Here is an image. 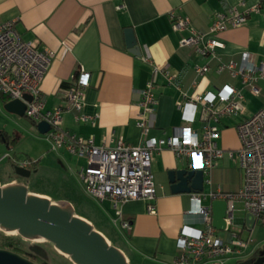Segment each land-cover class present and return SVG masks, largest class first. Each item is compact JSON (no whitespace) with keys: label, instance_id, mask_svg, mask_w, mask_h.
Returning <instances> with one entry per match:
<instances>
[{"label":"crops","instance_id":"crops-1","mask_svg":"<svg viewBox=\"0 0 264 264\" xmlns=\"http://www.w3.org/2000/svg\"><path fill=\"white\" fill-rule=\"evenodd\" d=\"M257 3L258 0H246L245 4H240V0H0V24L15 20L16 30L24 40H32L39 49L53 51L52 63L41 84L46 98L45 110L55 106L64 107L63 128L75 137L92 139L96 145L114 146L120 138L136 145L143 142L147 136L168 137L175 127L184 122L182 111L178 107L179 100L183 98L181 91L191 96L198 92L215 91L224 83H230L242 91L246 113L224 117L219 123L218 144L224 149V156L216 161L209 172H204L202 191H172L169 171L190 169L189 159L177 156L171 148L164 146L155 149L152 158L157 191L155 213L148 210V202L145 199L139 198L119 202V215L114 202L108 198L104 199L112 203L115 213H110L115 216L119 228L125 233L122 237L128 244L122 242L118 236L115 241L132 264H174L178 253L177 236L181 226L191 223L205 227L201 217L191 211L194 207L191 194L204 192L207 198L202 202L212 206L214 199L209 196L211 191H237L243 186L245 174L238 156L241 140L234 126H237L244 116H249L264 106V98L259 105L253 104L252 101L253 97L261 96L264 92V79L258 83L259 94H254L240 77H233L227 71L217 73L215 58L200 55L194 48L181 45L182 37L190 31L175 30L171 13L187 16L195 29L207 31L219 12L235 5L245 10ZM130 27L134 31L139 47L137 50L140 53H133L128 45L126 29ZM218 36L225 43V47L219 50L224 59H237L244 50H248L255 60H263L264 4L259 11H251L245 23L238 27H229L219 32ZM148 54L151 59L149 61L144 58ZM153 64L168 65L177 73V85L168 83L163 74L159 73L155 90L156 108L144 112L139 105L140 90L150 78ZM196 64H209L210 70L204 75L197 74L194 69ZM82 68L91 73L87 100L83 108V112L91 117L87 121L77 120L74 112L66 109L67 99L64 94L65 88L72 83ZM8 101L11 100L6 99L0 92V129L7 130L17 139L13 148L24 136V127L29 131L32 129L39 135L37 137L48 142L45 133L38 130L37 122L26 114L21 116L5 108ZM142 112L149 127L147 133L138 123L142 119ZM21 117H25L27 121ZM192 126L201 129L199 114ZM19 127L21 129H18ZM0 146V151L4 149L6 154L11 152L5 144ZM47 151L48 148L45 152ZM61 153L79 155L66 149H61ZM12 156L18 161L31 159L37 163L34 165L35 169H30V175L24 177L13 176L8 164L4 184L13 180L24 182L31 188L29 190L34 189L51 196L50 192L40 191L36 185L30 183L32 177L42 173L38 162L41 156L46 155L41 153L38 156L29 154L17 157L14 153ZM230 160L235 162L234 166L229 164ZM87 163L83 162L77 170L78 177L79 170L86 167ZM18 166L22 165L18 163ZM221 172L226 176L222 185H216L214 177L219 176ZM60 177L63 178L65 190H76L64 176ZM82 185L88 194L83 182ZM122 218L130 221L129 230L121 227ZM240 219L236 218L239 225L243 223ZM222 231L225 230L216 228L220 236L226 237V231L221 234ZM254 246L256 249L259 244ZM247 257L239 258L238 262ZM227 264L236 263H229L228 260Z\"/></svg>","mask_w":264,"mask_h":264},{"label":"built area","instance_id":"built-area-1","mask_svg":"<svg viewBox=\"0 0 264 264\" xmlns=\"http://www.w3.org/2000/svg\"><path fill=\"white\" fill-rule=\"evenodd\" d=\"M246 0H240L245 4ZM264 0H258L254 6L241 10L231 6L219 12L209 30L195 29L187 16L172 12V26L175 30L188 29L190 33L181 39V45L192 47L200 55H209L217 60V73L229 72L233 77H240L249 85L254 94H259L258 83L264 79V59L257 61L248 50H244L237 59H224L219 52L225 43L219 38V32L238 27L245 23L251 11H259ZM53 51L39 49L32 40H24L15 27V20L0 24V92L9 100L22 99L27 107L25 114L35 122L47 121L50 129L45 133L54 150L66 149L87 157V166L78 172L86 191L98 200L111 199L120 215L118 203L129 199H145L148 210L156 212L157 195L152 158L155 149L168 146L177 156L189 159L191 169H202L209 172L215 162L224 156V149L218 144L220 136L219 123L224 117L245 114L242 91L230 83H224L215 91L198 92L188 96L182 92V100L178 107L182 111L183 124L174 128L166 138L147 136L140 144H129L123 138L118 139L114 146L96 145L92 139H83L71 135L62 126L64 107L55 106L45 110L46 98L42 91V81L48 71ZM151 60L148 54L144 57ZM195 72L204 75L210 70L209 64H196ZM159 73L163 74L168 83L176 84L177 73L168 65L153 64L150 78L140 90L139 105L143 111L156 108ZM91 73L81 69L72 83L65 88L67 110L74 112L77 120H89L90 116L83 112L87 100V88L90 85ZM25 94L29 99L25 98ZM139 125L147 133L149 127L143 119ZM202 121L201 129L192 124L197 116ZM241 146L238 149L241 166L244 170V184L237 191H211L212 199L227 200L225 216L226 237L220 236L213 225L212 206L202 201L207 198L204 192H193L191 201L193 209L205 224L204 228L184 223L177 236L178 253L174 264H227L231 258L249 256L255 246L249 249L251 227L246 222L235 227V201H243V210L255 217L256 222L264 223V106L249 116H244L237 125ZM233 155V152L230 151ZM31 159H21L18 163L28 166ZM12 182H16L13 180ZM245 214V215H246ZM256 224V223H255ZM121 227L131 228L128 219H121ZM248 235L244 237L243 231Z\"/></svg>","mask_w":264,"mask_h":264},{"label":"water","instance_id":"water-1","mask_svg":"<svg viewBox=\"0 0 264 264\" xmlns=\"http://www.w3.org/2000/svg\"><path fill=\"white\" fill-rule=\"evenodd\" d=\"M128 45L133 53L139 47L133 29L127 28ZM140 53V52H138ZM25 98L29 96L25 94ZM26 103L13 99L5 103V108L19 115H25ZM38 130L46 133L50 129L47 121L37 123ZM22 176H29L31 170L16 167ZM173 192L202 191L205 174L202 169L180 168L169 171ZM227 200L212 201L213 225L224 230ZM251 227L256 219L250 213L240 219ZM0 229L15 231L25 239L44 238L68 256L74 264H132L124 250L112 244L105 234L96 229L86 218L75 213L69 201H53L49 196L32 193L24 182H10L0 185ZM259 253L256 258L252 256ZM0 264H37L27 257L6 248H0ZM236 264H264V244L258 246L246 259Z\"/></svg>","mask_w":264,"mask_h":264},{"label":"rangeland","instance_id":"rangeland-1","mask_svg":"<svg viewBox=\"0 0 264 264\" xmlns=\"http://www.w3.org/2000/svg\"><path fill=\"white\" fill-rule=\"evenodd\" d=\"M262 98H264V92L261 94V96L253 97L252 99L253 104L259 105L261 103ZM21 118H24L25 122L27 121L25 117H21ZM10 127H14V126H10ZM234 128L236 129V131H238L237 126H234ZM18 129H21V127H19ZM22 130L24 136L21 138L17 146L11 149L10 153L6 154L4 152L5 151L4 149L1 150L2 154L0 156V185H3L5 182L4 174L8 173L7 166L8 164H10V157H12L14 153L17 155V157H24L29 154L31 156L34 155L38 156L41 153L43 155L45 154L46 156L45 157L41 156L38 162L42 173L39 176L36 175L30 179V183H32L31 185H36V188L40 191L46 190L50 192L53 196L49 195V197L53 201L71 202L75 207V213L90 221L96 229L100 230L103 234L106 235V237L112 244L117 245L115 241L117 236L120 237V240H122V242H124L125 239H123L122 236L125 233L121 230V228H119V225L115 220V216H112V214L115 213V209L112 203L111 202L108 203L109 202L108 200L100 201L89 196L85 192L82 182L77 176V170L80 168L83 162L87 161L86 157L82 158L79 155H75V154L61 153V150L52 149L49 141L48 143L47 141L37 137L38 134H36V132L33 131L32 129H30L29 131L27 128L24 127V129ZM47 148H48L47 151L48 153L45 152ZM228 162L230 165L234 166L235 162L233 160H230ZM54 174H58V175H54ZM60 176H64L65 179L68 180V182H71L72 185L76 188V190L74 191L70 189L65 190L64 189L65 184L62 182L63 178H61ZM225 176L226 174L221 172L219 176L214 177V184L222 185V181L225 178ZM30 192L46 195L43 193L36 192L34 191V189L30 190ZM61 196H65V197L67 196V198H61ZM234 206L236 209L235 218L239 219L244 217L245 215V211L243 210L244 202L235 201ZM106 207H108L109 210ZM236 224L237 225H235V227L239 229L240 225L238 223ZM6 233L12 236L17 234V232H12V231ZM248 233L249 232L247 229L243 231L244 237L251 235V238H253L250 241L249 249L250 248L252 249L255 244H259V246L264 244V223L261 220H258L256 222L255 226L253 227V230L249 235ZM221 234H225V231H222ZM27 242L31 247L35 248L37 254L40 255V258L34 261L35 263L42 264L43 261H49L52 263L51 260L52 253L58 251L54 247V244L52 242L44 238L32 239ZM237 262H238V258L229 259V263H237Z\"/></svg>","mask_w":264,"mask_h":264},{"label":"trees","instance_id":"trees-1","mask_svg":"<svg viewBox=\"0 0 264 264\" xmlns=\"http://www.w3.org/2000/svg\"><path fill=\"white\" fill-rule=\"evenodd\" d=\"M6 97V96H5ZM7 99V97H6ZM17 139L14 137L13 134L9 133L5 129H0V144H5L9 149H12L16 144ZM2 152L0 151V156ZM37 162L32 161L27 167L28 169H35L34 165ZM10 169L13 172V176L24 177L20 175L16 167L18 166V159L14 158L13 156L10 157ZM29 240L23 238L19 233L12 236L4 232V230L0 229V248H6L17 252L30 260H38L40 255L37 254L35 248L31 247L28 242ZM57 251V250H56ZM52 263L49 261H43L42 264H74L73 261L64 254L60 253L59 251L52 253L51 256Z\"/></svg>","mask_w":264,"mask_h":264},{"label":"flooded vegetation","instance_id":"flooded-vegetation-1","mask_svg":"<svg viewBox=\"0 0 264 264\" xmlns=\"http://www.w3.org/2000/svg\"><path fill=\"white\" fill-rule=\"evenodd\" d=\"M255 255H256V258L259 256V253H255V254H253L252 256H254L255 257Z\"/></svg>","mask_w":264,"mask_h":264},{"label":"bare ground","instance_id":"bare-ground-1","mask_svg":"<svg viewBox=\"0 0 264 264\" xmlns=\"http://www.w3.org/2000/svg\"><path fill=\"white\" fill-rule=\"evenodd\" d=\"M12 232H15V231H12Z\"/></svg>","mask_w":264,"mask_h":264}]
</instances>
